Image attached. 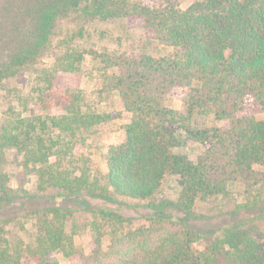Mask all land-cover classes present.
<instances>
[{"label":"trees","instance_id":"1","mask_svg":"<svg viewBox=\"0 0 264 264\" xmlns=\"http://www.w3.org/2000/svg\"><path fill=\"white\" fill-rule=\"evenodd\" d=\"M185 1L0 0V264H57V254L71 264H220L222 257L264 264V0H198L182 9ZM117 19L140 22L145 41L172 53L80 45L90 23ZM87 58L101 80L97 94H116L129 115L103 175L73 160V151L78 136L110 116L85 109L79 88L57 85L77 78ZM26 73L24 96L9 86ZM171 94H179L181 112L168 103ZM195 115L204 124L190 126ZM181 132L203 149L195 161L174 152ZM168 177L176 179V200L158 201ZM236 184L246 203L233 216L259 212L196 230V204ZM117 196L150 202L148 224L124 230L129 220L92 205ZM171 207L183 217L165 213ZM76 213L92 217L83 223L92 232L86 255L74 241L79 223L66 227ZM22 222L35 230L32 243L9 229L24 231ZM200 242L203 250L194 246Z\"/></svg>","mask_w":264,"mask_h":264},{"label":"rangeland","instance_id":"2","mask_svg":"<svg viewBox=\"0 0 264 264\" xmlns=\"http://www.w3.org/2000/svg\"><path fill=\"white\" fill-rule=\"evenodd\" d=\"M198 0H186L181 8L186 9L188 6ZM87 38L80 41V45L96 49L102 52H117L126 51L133 52L136 55L141 53H148L154 57L164 56L165 54L172 53L173 50L162 47L155 41H145L144 33L140 22L131 21L128 19H117L105 22L95 21L90 23L87 27ZM52 59L44 61L43 65L49 66ZM98 70L96 65L90 62L89 58L85 60L82 71L77 78H69L67 80L57 82L59 87L74 86L79 88L84 97V108L97 113H106L110 116V120L99 125L78 136L76 145L73 151V160L78 163L87 161L92 173L105 174L106 172V154L108 148L112 145L123 142L124 132L123 127L129 121V115L123 110L122 104L116 94L111 95H98L97 90L100 87L101 80L97 74ZM30 76H20L16 82H11L9 87H17L18 91L24 96L29 91ZM180 94V93H179ZM179 94H171L170 106L173 110L181 112V100ZM181 95V94H180ZM4 110V104L1 103L0 113ZM258 118H264V113L259 115ZM188 122V121H187ZM204 124V119L195 115L189 125L193 126ZM187 125V124H186ZM182 133V134H181ZM182 142L174 152L176 154L186 155L190 160L195 161L202 154V147L200 144L185 138V134L181 132ZM36 182L35 176L28 178L26 189L33 192ZM14 185V183H12ZM179 188L176 179L168 177L156 197L158 201L168 200L174 202L176 200ZM246 203L243 194V187L240 184L234 185L233 188L228 189V193L223 196L211 198L207 201L198 202L194 209V218L190 219L191 225L198 231L204 233L208 229L222 227L232 220H241L252 218L259 210L249 207V209H242V212L235 218L233 216L240 206ZM96 208H104L114 210L120 213L129 222L124 224V230L129 228H136L148 224L152 210H150L148 201H140L126 197H115L113 201L106 203L93 202ZM165 211V210H163ZM168 214L183 217L181 213L173 207L166 209ZM171 211V212H170ZM99 221L100 219L97 218ZM92 217L87 213H76L73 217L69 218L66 227L68 229L74 228V223H79L76 228V235L74 237L75 245L79 251L85 255L90 252V242L92 232L88 226L83 223L89 224ZM23 223V222H22ZM24 231L20 227H10V231L14 236L20 235L24 241L32 243L35 237V230L31 223H23ZM20 228V229H18ZM109 231V227L105 228ZM21 231V232H20ZM103 244L106 246L109 243V235L104 234ZM197 250H203L205 243L200 242L194 245ZM57 264H71L61 254L55 256ZM220 264H233L227 258L222 257Z\"/></svg>","mask_w":264,"mask_h":264}]
</instances>
